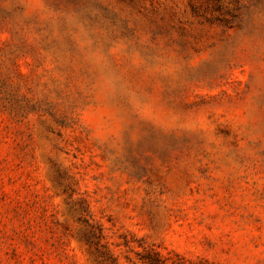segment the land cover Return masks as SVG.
<instances>
[{
	"label": "rangeland",
	"instance_id": "374dc122",
	"mask_svg": "<svg viewBox=\"0 0 264 264\" xmlns=\"http://www.w3.org/2000/svg\"><path fill=\"white\" fill-rule=\"evenodd\" d=\"M0 264H264V0H0Z\"/></svg>",
	"mask_w": 264,
	"mask_h": 264
}]
</instances>
